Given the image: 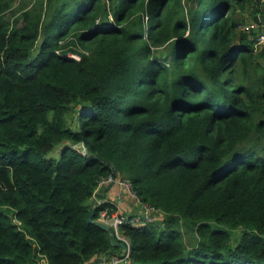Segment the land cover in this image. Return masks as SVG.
Returning <instances> with one entry per match:
<instances>
[{
    "label": "trees",
    "instance_id": "obj_1",
    "mask_svg": "<svg viewBox=\"0 0 264 264\" xmlns=\"http://www.w3.org/2000/svg\"><path fill=\"white\" fill-rule=\"evenodd\" d=\"M16 1L0 0V264L125 257L94 221L110 173L158 208L122 226L121 264H264V44L237 16L264 3Z\"/></svg>",
    "mask_w": 264,
    "mask_h": 264
},
{
    "label": "built area",
    "instance_id": "obj_2",
    "mask_svg": "<svg viewBox=\"0 0 264 264\" xmlns=\"http://www.w3.org/2000/svg\"><path fill=\"white\" fill-rule=\"evenodd\" d=\"M264 3V0H257ZM242 29L252 33L253 31L257 32L255 38V49H259L264 44V20L259 14L258 20H251L243 23ZM110 185H117L118 190L115 195L111 198L107 197L108 191L105 193L106 198L103 199L106 202H110L107 207H105L100 213L99 221H102L114 229L115 237H118L124 242L125 245V257L121 258L119 256L109 257L107 254L102 256L101 264H121L122 261H128L131 241L123 231V225H131L134 227L145 226L156 222L158 208L152 205L149 202L142 200L137 190L134 187V184L131 180L116 177L113 173H110L107 176H102L98 180V185L95 190V197L101 191L105 190ZM130 196L138 204V210L134 213L126 211L123 207L124 197ZM99 200V202H103Z\"/></svg>",
    "mask_w": 264,
    "mask_h": 264
},
{
    "label": "rangeland",
    "instance_id": "obj_3",
    "mask_svg": "<svg viewBox=\"0 0 264 264\" xmlns=\"http://www.w3.org/2000/svg\"><path fill=\"white\" fill-rule=\"evenodd\" d=\"M34 1L35 0H25V2H27L29 4H32ZM14 5L15 6L20 5V1L19 0L16 1ZM253 6L255 7V4H251V5L248 4L246 10L239 9L238 10V13H237V16L239 18L243 19L244 22H248V21H251V20H255L254 15L252 13ZM13 16L14 15H13V13L11 11L7 12V18L8 19H11V20L14 19ZM243 25L244 24H241L239 27L242 29ZM263 64H264V62H263ZM251 74L253 75L252 76V79H255L257 76L261 75L260 73H258L256 71L251 72ZM59 154H60V148H58V149H56V150H54L53 152L50 153V155L52 157H59ZM40 261H41V264H48V259L46 257H43Z\"/></svg>",
    "mask_w": 264,
    "mask_h": 264
},
{
    "label": "crops",
    "instance_id": "obj_4",
    "mask_svg": "<svg viewBox=\"0 0 264 264\" xmlns=\"http://www.w3.org/2000/svg\"><path fill=\"white\" fill-rule=\"evenodd\" d=\"M117 192V190H114L113 192L111 193H108L107 194V197L108 198H111L115 195V193ZM123 207L126 211L130 212V213H134L136 210H138V204L136 203V201L134 199H132L130 196H126L124 197V200H123ZM104 254H102L103 256ZM101 256V257H102ZM41 264V261L40 263ZM101 264V263H100Z\"/></svg>",
    "mask_w": 264,
    "mask_h": 264
},
{
    "label": "water",
    "instance_id": "obj_5",
    "mask_svg": "<svg viewBox=\"0 0 264 264\" xmlns=\"http://www.w3.org/2000/svg\"><path fill=\"white\" fill-rule=\"evenodd\" d=\"M94 206H95V204L93 203L92 207H94ZM90 220H94V219H93V216L90 217ZM94 221H95L98 225H100V226H102V227L108 229V230L110 231V234H111L112 239L115 240V232H114V229H113L111 226H109L108 224H106V223H104V222H102V221H99V220H94ZM124 247H125V245H124Z\"/></svg>",
    "mask_w": 264,
    "mask_h": 264
}]
</instances>
